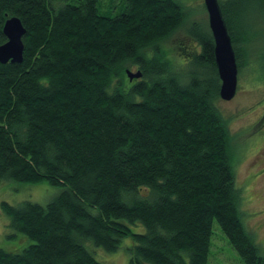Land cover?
Here are the masks:
<instances>
[{
  "label": "trees",
  "instance_id": "1",
  "mask_svg": "<svg viewBox=\"0 0 264 264\" xmlns=\"http://www.w3.org/2000/svg\"><path fill=\"white\" fill-rule=\"evenodd\" d=\"M218 2L238 70L263 74L264 0ZM254 8L260 21L246 19ZM11 16L26 33L22 61L0 63V181L61 190L45 205L0 202L29 240L0 248V264H101L84 243L113 252L126 237L129 264H208L214 224L244 264H264L214 105L211 33L191 31L194 72L160 45L186 18L179 0H0V45Z\"/></svg>",
  "mask_w": 264,
  "mask_h": 264
},
{
  "label": "rangeland",
  "instance_id": "2",
  "mask_svg": "<svg viewBox=\"0 0 264 264\" xmlns=\"http://www.w3.org/2000/svg\"><path fill=\"white\" fill-rule=\"evenodd\" d=\"M179 2L186 11V18L177 30L160 41V45L166 57L177 69L194 72L193 55L199 53L200 47L191 31L194 29L205 34L207 31L210 32L208 16L203 0ZM246 19L260 21L261 17L254 8ZM147 52L151 55L153 49ZM126 69L131 72L138 70L135 64L128 65ZM258 74L259 72L251 71L250 68L238 71V83L233 99L226 101L217 98L214 105L228 124L235 184L241 191L240 206L244 225L264 251V73ZM60 190L61 187L52 186L46 181L21 183L1 180L0 202L19 205L24 201H30L45 205ZM131 229L134 232L145 230L141 223L131 225ZM22 238L27 239L25 235L10 227L9 218L1 209L0 203V248L6 251L20 250L29 242L28 239L26 243L22 242ZM131 243L130 237L123 238L113 252L96 247L90 241L84 244L101 264H129L128 247ZM207 263L244 264L217 224L213 225Z\"/></svg>",
  "mask_w": 264,
  "mask_h": 264
},
{
  "label": "water",
  "instance_id": "3",
  "mask_svg": "<svg viewBox=\"0 0 264 264\" xmlns=\"http://www.w3.org/2000/svg\"><path fill=\"white\" fill-rule=\"evenodd\" d=\"M208 16V26L213 39L214 62L220 80L218 96L222 100H231L237 88L238 68L231 37L228 33L218 0H203ZM6 41L0 45V63H20L23 58L22 38L26 33L20 19L8 17L2 28ZM129 81L141 77V72L125 71Z\"/></svg>",
  "mask_w": 264,
  "mask_h": 264
},
{
  "label": "flooded vegetation",
  "instance_id": "4",
  "mask_svg": "<svg viewBox=\"0 0 264 264\" xmlns=\"http://www.w3.org/2000/svg\"><path fill=\"white\" fill-rule=\"evenodd\" d=\"M238 71H239V70H238ZM237 83H238V77H237ZM235 94H236V92H235ZM234 96H235V95H234ZM232 99H233V98H232ZM232 99H231V100H232ZM228 101H230V100H228Z\"/></svg>",
  "mask_w": 264,
  "mask_h": 264
}]
</instances>
